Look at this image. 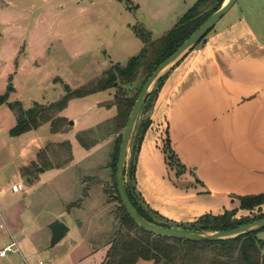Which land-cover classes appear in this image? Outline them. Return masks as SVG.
Masks as SVG:
<instances>
[{
    "label": "rangeland",
    "instance_id": "rangeland-1",
    "mask_svg": "<svg viewBox=\"0 0 264 264\" xmlns=\"http://www.w3.org/2000/svg\"><path fill=\"white\" fill-rule=\"evenodd\" d=\"M154 1L0 0V97L5 99L0 105V189L19 182L22 193L18 196L23 200L11 205V189L0 199V242L5 237L3 247L14 241L17 248L0 258V264L18 256L20 261L14 264H68L74 241L83 239L85 248L92 251L103 246L114 231L116 202L109 200L113 194L109 165L117 137L110 123L116 108L108 105L117 84L113 89L71 99L59 114L67 124L58 133H52L48 123L17 137L8 132L22 112L35 104H52L69 91L100 79L110 67L125 66L142 48L132 26L157 39L187 11L188 4ZM173 9L179 13L174 19ZM140 81L123 86L127 96L134 95ZM80 135L89 149L81 147ZM132 144L125 171V185L130 189ZM13 173L20 180L13 179ZM77 201L78 206L66 212L70 216L60 214L58 219L70 229L51 248L49 225L56 215L65 213L67 204ZM238 208L234 209L235 219H253L264 213V205L252 212ZM22 235L24 240L17 242ZM255 237L264 241V229ZM28 242L36 249H29ZM76 256L78 253L72 254ZM139 264L154 263L144 260Z\"/></svg>",
    "mask_w": 264,
    "mask_h": 264
},
{
    "label": "crops",
    "instance_id": "crops-1",
    "mask_svg": "<svg viewBox=\"0 0 264 264\" xmlns=\"http://www.w3.org/2000/svg\"><path fill=\"white\" fill-rule=\"evenodd\" d=\"M196 1L153 4H188V10ZM218 22L208 45L188 52L156 85L151 108L136 126L149 120L135 157V191L172 227L234 210L238 196L264 193V0H236ZM13 179L20 177L13 173ZM8 190L0 189V199ZM9 192L11 205L23 201L22 192ZM60 214L67 213L55 218ZM1 242L0 251L5 237ZM72 244L68 264H103L107 246L91 251L83 239Z\"/></svg>",
    "mask_w": 264,
    "mask_h": 264
},
{
    "label": "trees",
    "instance_id": "trees-1",
    "mask_svg": "<svg viewBox=\"0 0 264 264\" xmlns=\"http://www.w3.org/2000/svg\"><path fill=\"white\" fill-rule=\"evenodd\" d=\"M223 1L197 0L167 33L157 39H153L151 33L145 29L132 26L134 35L142 43V48L136 56L131 57L127 61L125 66L115 65L110 67L100 79L75 91H69L67 95L52 104L47 106L35 104L29 110L22 112L23 115L19 118L18 123L8 132L10 136L17 137L48 123L51 132L58 133L67 124L66 119L60 117L59 114L66 108L71 99L83 98L113 89L114 84H117L112 102L108 105L116 108V115L110 123L112 124V131L117 134V137L113 143L112 160L109 165L113 181V194L112 196L109 195V197H112L109 200L116 202L115 216L112 213L110 214L115 219L116 227L108 241L103 245L108 247L103 264H135L139 260L152 261L154 264H264V241L257 239L255 237L256 233L217 242H191L154 236L139 228L127 215L120 203L116 190L115 165L121 131L125 126L128 114L143 83L160 63L170 56L212 13L221 7ZM205 38L193 49L201 46ZM139 78L141 81L134 95L131 97L127 96L123 86L132 85ZM165 78L166 75L158 81L157 86H160ZM154 98L155 91L149 94L142 109L143 113L149 111ZM4 103V97H0V105ZM148 126L149 120L144 119L136 128L132 144L134 158L130 171L132 186L130 189V187L125 185V189L131 203L144 219L160 226L172 227L158 214L149 210L144 205L140 194L135 191V157ZM83 134H87V132L85 131ZM77 139L81 143V147L89 149L90 145L84 142L81 135L77 136ZM165 148L170 162L176 163L169 150V145H166ZM46 166H50L48 169L52 168L51 165ZM26 176L29 177L28 173ZM104 192L106 195L107 190ZM237 200L239 202L238 209L252 212L259 210L264 205V193L238 196ZM78 202L67 204L64 212H68L72 206H78ZM236 213L237 210H225L219 215L205 214L186 226L178 225L176 227L201 231L230 230L264 218L263 213L253 219L248 217L235 219Z\"/></svg>",
    "mask_w": 264,
    "mask_h": 264
},
{
    "label": "water",
    "instance_id": "water-1",
    "mask_svg": "<svg viewBox=\"0 0 264 264\" xmlns=\"http://www.w3.org/2000/svg\"><path fill=\"white\" fill-rule=\"evenodd\" d=\"M236 0H224L221 7L212 13L179 47L160 63L148 76L137 94L131 110L128 114L125 126L121 133L115 165L116 190L121 205L132 221L144 231L159 237L177 239L191 242H217L237 238L239 236L256 233L264 229V218L254 220L250 223L238 226L230 230L201 231L177 227H164L144 219L131 203L125 189V171L130 146L133 142L134 132L143 106L149 94L156 87L158 81L164 77L188 52L193 50L207 34L214 28L216 23L231 9ZM116 86V83L114 84ZM70 124L72 122H69ZM29 181V178H27ZM50 247L57 244L69 231L68 226L61 220L55 219L50 225Z\"/></svg>",
    "mask_w": 264,
    "mask_h": 264
},
{
    "label": "built area",
    "instance_id": "built-area-1",
    "mask_svg": "<svg viewBox=\"0 0 264 264\" xmlns=\"http://www.w3.org/2000/svg\"><path fill=\"white\" fill-rule=\"evenodd\" d=\"M207 45H208V41H207V39H205V41L202 43V45L197 47L196 49L203 48V47H205ZM10 189H11V192L18 193V192H20L22 190V185H21V183L18 182V183H15V184L11 185ZM15 251H17L16 242L12 241L0 251V257H3L7 253H13Z\"/></svg>",
    "mask_w": 264,
    "mask_h": 264
}]
</instances>
